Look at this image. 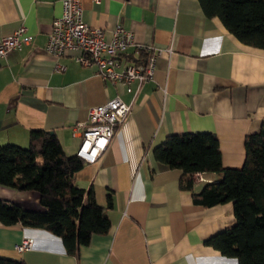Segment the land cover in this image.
I'll return each instance as SVG.
<instances>
[{
  "label": "crops",
  "instance_id": "crops-1",
  "mask_svg": "<svg viewBox=\"0 0 264 264\" xmlns=\"http://www.w3.org/2000/svg\"><path fill=\"white\" fill-rule=\"evenodd\" d=\"M82 18L105 37L121 24L133 34L122 64L145 59L143 44L163 50L153 78L141 84L102 79L96 67L76 59L78 51L54 57L45 50L51 21L62 0H0V37L26 26L31 42L0 58V145L27 146L30 132L56 134L68 155L76 154L91 106L119 96L131 110L95 162H84L74 182L92 190L110 220L76 254L67 252L51 231L0 222V256L25 264H237L207 240L230 228L232 201L204 206L193 200L212 173L194 174L191 189L180 187V168L162 165L154 155L170 134L212 132L221 162L241 168L245 136L264 120V49L237 39L217 16H207L199 0H79ZM56 62L64 65L55 69ZM0 199L42 209L38 192L0 185ZM31 237V248L15 245Z\"/></svg>",
  "mask_w": 264,
  "mask_h": 264
},
{
  "label": "trees",
  "instance_id": "trees-1",
  "mask_svg": "<svg viewBox=\"0 0 264 264\" xmlns=\"http://www.w3.org/2000/svg\"><path fill=\"white\" fill-rule=\"evenodd\" d=\"M204 13L220 18L242 43L264 49V0H199ZM241 168L222 165L217 136L212 132L170 134L154 148L158 162L180 168V187L191 189L194 174L212 173L193 200L204 206L232 201L235 224L207 240L221 254L236 257L237 264H264V120L258 131L245 136ZM84 165L76 154L65 153L56 134L45 129L30 132L27 146L0 145V185L38 192L42 209H27L0 199L4 225L44 228L61 237L68 253L76 254L95 234L110 228L104 208L92 190L79 187L74 173ZM0 264H25L0 256Z\"/></svg>",
  "mask_w": 264,
  "mask_h": 264
},
{
  "label": "built area",
  "instance_id": "built-area-1",
  "mask_svg": "<svg viewBox=\"0 0 264 264\" xmlns=\"http://www.w3.org/2000/svg\"><path fill=\"white\" fill-rule=\"evenodd\" d=\"M31 42L26 26L20 24L11 34L0 37V58H6L12 51L22 48ZM133 34L121 24L111 30V37H105L101 27L91 26L82 18V6L79 0H62V11L51 21L47 35L45 50L54 57L65 56L78 51L76 59L83 65L95 66L97 74L112 83L122 82L126 90H131V82L141 84L153 78L155 61L163 50L152 44L139 45L146 56L140 63L122 64V54L126 47L134 44ZM64 65L56 62L55 69L61 70ZM131 105L118 95L103 104L91 106L85 122H77L73 126V135H80L81 142L76 155L83 162H95L109 145L116 130L129 114ZM199 172V178L202 176ZM33 239L23 237L15 245L18 252L31 248Z\"/></svg>",
  "mask_w": 264,
  "mask_h": 264
}]
</instances>
